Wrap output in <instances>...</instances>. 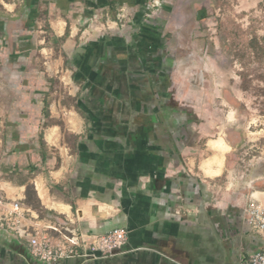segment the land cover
<instances>
[{"label": "crops", "instance_id": "obj_1", "mask_svg": "<svg viewBox=\"0 0 264 264\" xmlns=\"http://www.w3.org/2000/svg\"><path fill=\"white\" fill-rule=\"evenodd\" d=\"M84 2L63 0L62 5L75 8ZM52 12L49 28L65 54L58 70L69 74L73 92L68 94L71 105L62 98L59 110L45 107L31 136L36 148L30 150V163L34 171L47 169L46 177L38 173L32 188L38 208L45 207L36 189L42 184L51 202L68 206L67 214L57 211L65 222H76L83 233L125 230L128 235L115 256L56 264L247 262L263 246L243 218L248 195L216 200L212 179L196 167L194 157L185 156L196 147L189 135L195 124L191 110L178 102L183 82L178 69L167 65L164 36L138 23L126 40L98 39L72 52L77 19L57 6ZM44 121L49 124L41 129ZM26 188L21 184L16 192L0 183L8 199L36 212L25 205ZM0 264L44 263L14 234L0 229Z\"/></svg>", "mask_w": 264, "mask_h": 264}, {"label": "rangeland", "instance_id": "obj_2", "mask_svg": "<svg viewBox=\"0 0 264 264\" xmlns=\"http://www.w3.org/2000/svg\"><path fill=\"white\" fill-rule=\"evenodd\" d=\"M62 3L0 0V183L17 192L21 184L34 188L38 173L47 176L45 167L34 171L30 163L36 148L31 136L45 107L59 110L62 98L66 106L72 103L69 74L58 70L62 42L48 24L57 6L77 19L72 52L98 39L126 40L138 23L160 32L169 49L167 65L178 69L183 82L178 102L191 110L195 124L189 135L196 147L185 156L199 166L210 156L207 142L222 137L230 150L221 175L209 181L214 198L237 200L264 191V0H85L75 8ZM210 60L214 71L207 68ZM42 124L44 129L49 123ZM34 211L65 222L57 211Z\"/></svg>", "mask_w": 264, "mask_h": 264}, {"label": "built area", "instance_id": "obj_3", "mask_svg": "<svg viewBox=\"0 0 264 264\" xmlns=\"http://www.w3.org/2000/svg\"><path fill=\"white\" fill-rule=\"evenodd\" d=\"M117 19H120V15ZM242 214L251 230L263 240L261 250L243 264H264V191L248 194ZM0 229L14 234L26 244L29 254L44 264L112 257L122 251L128 239L125 230L86 234L76 222L43 219L38 213L24 207L21 200H10L1 191Z\"/></svg>", "mask_w": 264, "mask_h": 264}, {"label": "bare ground", "instance_id": "obj_4", "mask_svg": "<svg viewBox=\"0 0 264 264\" xmlns=\"http://www.w3.org/2000/svg\"><path fill=\"white\" fill-rule=\"evenodd\" d=\"M59 28L62 26V24H58ZM207 68L209 71L216 70V67L214 65V62L212 60L209 61V64L207 65ZM233 117V114L230 113L228 115V119L231 120ZM46 139L48 141H53V131L49 130ZM207 151L210 153V156L199 164V169L201 173L209 179L217 178L221 175L225 156L230 150L229 145L224 141L222 137H218L217 139H211L206 144ZM37 193L41 200V203L49 208L58 211L61 214H67L68 213V206L54 203L49 200V198L46 195V192L42 186V184H38L37 187ZM8 196L12 194L11 189L4 188L3 189Z\"/></svg>", "mask_w": 264, "mask_h": 264}, {"label": "trees", "instance_id": "obj_5", "mask_svg": "<svg viewBox=\"0 0 264 264\" xmlns=\"http://www.w3.org/2000/svg\"><path fill=\"white\" fill-rule=\"evenodd\" d=\"M25 205L33 209L38 208L37 200L35 198V193L31 187L26 188Z\"/></svg>", "mask_w": 264, "mask_h": 264}]
</instances>
